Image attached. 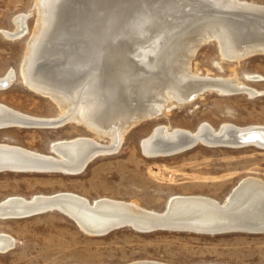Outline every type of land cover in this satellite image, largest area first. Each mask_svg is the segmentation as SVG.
Listing matches in <instances>:
<instances>
[{
    "label": "bare ground",
    "instance_id": "6f19581e",
    "mask_svg": "<svg viewBox=\"0 0 264 264\" xmlns=\"http://www.w3.org/2000/svg\"><path fill=\"white\" fill-rule=\"evenodd\" d=\"M36 3L40 17L28 42L22 81L34 92L51 98L61 112L57 117L39 118L0 103V129L58 128L75 123L110 142L104 144L90 137L63 140L53 143L51 154L0 143V173L81 174L97 157L117 153L132 128L158 119L171 101L188 105L208 91L222 95L247 93L251 97L259 94L237 75L201 76L192 72L190 64L198 49L210 40L218 42L225 59L236 63L247 59L245 52L264 54V5L245 0ZM50 4L56 6L50 9ZM186 8L194 10V17L177 34L167 32L170 25L166 17ZM171 9L173 13H169ZM29 16H17L15 30L2 33L12 40L25 37ZM43 57L53 61L39 68ZM15 79L14 71L0 78V90L9 88ZM197 142L209 147L264 149V126L228 123L216 130L205 123L189 131L159 125L141 147L147 157L157 158L186 152ZM136 204L113 199L91 203L73 193L36 195L30 199L15 196L0 202V219L28 218L43 210H60L92 236L107 234L109 228L124 222L142 231L161 226V230L178 228L213 235L264 234L261 178L241 181L223 204L203 196L174 197L163 212L148 211ZM15 245L12 236L0 233V253ZM130 264L165 263L144 260Z\"/></svg>",
    "mask_w": 264,
    "mask_h": 264
},
{
    "label": "rangeland",
    "instance_id": "374dc122",
    "mask_svg": "<svg viewBox=\"0 0 264 264\" xmlns=\"http://www.w3.org/2000/svg\"><path fill=\"white\" fill-rule=\"evenodd\" d=\"M36 1L0 0V78L11 71L16 74L12 85L0 90V103L27 115L52 118L60 114L59 106L29 89L21 76L30 36L38 28ZM245 1L264 5V0ZM181 10L166 17L170 30L164 31L176 33L195 15L192 8ZM22 14L30 15L27 34L17 40L7 38L2 31H14V21ZM43 29H47L46 24ZM219 49L216 40L204 43L191 60L192 72L223 78L237 75L241 82L259 92L257 96L208 91L188 105L171 101L158 119L132 128L117 153L97 157L81 174L0 173V202L15 196L30 199L36 195L73 193L91 203L113 199L163 212L177 196H203L223 204L244 179L264 180V149L256 146L209 147L200 143L186 152L157 158L147 157L142 151V141L159 125L189 131L205 123L216 130L228 123L264 126V54L236 63L225 59ZM41 60L39 68L49 65L53 58ZM78 137L110 142L109 138H101L75 123L58 128L0 129V143L42 154H51L55 142ZM0 233L16 240L12 250L0 253V264H130L144 260L165 264H264V234L213 235L172 229L144 232L128 226L92 236L60 210L28 218L0 219Z\"/></svg>",
    "mask_w": 264,
    "mask_h": 264
},
{
    "label": "water",
    "instance_id": "95a60500",
    "mask_svg": "<svg viewBox=\"0 0 264 264\" xmlns=\"http://www.w3.org/2000/svg\"><path fill=\"white\" fill-rule=\"evenodd\" d=\"M245 54H246L245 58H249V57H252V56H255V55H258V54H263V53L261 51H254V52H245ZM197 144H198V142L196 144H193L192 147L196 146ZM46 212H48V210L47 211L43 210V211H41L39 213H36V214H42V213H46ZM36 214H32L31 216L36 215ZM128 226H129V223H127V222H124L123 224H119V225H114L111 228H109V230H107V232H105V233L109 234V233H111V232H113L115 230L126 228ZM132 227L134 228V226H132ZM161 228H162L161 226H154L152 228L145 229L144 232H151V231L154 232V231H158ZM177 229L178 228H172V230H177ZM136 230H138V229H136ZM165 230H167V229H165ZM138 231H142V230H138ZM216 233H223V232H216Z\"/></svg>",
    "mask_w": 264,
    "mask_h": 264
}]
</instances>
